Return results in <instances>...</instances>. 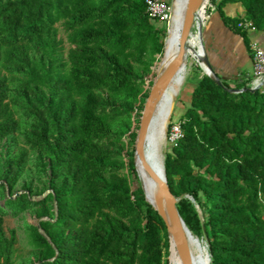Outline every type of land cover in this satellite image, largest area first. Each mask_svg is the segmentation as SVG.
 <instances>
[{"label": "trees", "instance_id": "obj_1", "mask_svg": "<svg viewBox=\"0 0 264 264\" xmlns=\"http://www.w3.org/2000/svg\"><path fill=\"white\" fill-rule=\"evenodd\" d=\"M234 3L243 14L225 15ZM215 9L250 52L238 23L264 31V0H218ZM156 23L143 0H0V68L23 92L13 96L0 75V142L18 132L47 161L44 202L55 207L51 220L27 229L35 264H167L165 225L141 187H131L124 170L137 178L134 150L122 154L121 139L143 97L136 67L148 73L147 55L163 53ZM57 24L70 46L64 64L55 56ZM248 81L218 85L202 75L178 119L183 136L163 157L178 213L206 239L209 264H264V84L250 92ZM27 156L9 157L0 193L12 194ZM3 205L0 264H13L16 234L4 222L33 204L18 194Z\"/></svg>", "mask_w": 264, "mask_h": 264}, {"label": "rangeland", "instance_id": "obj_2", "mask_svg": "<svg viewBox=\"0 0 264 264\" xmlns=\"http://www.w3.org/2000/svg\"><path fill=\"white\" fill-rule=\"evenodd\" d=\"M169 2V8L172 9L173 0H166ZM211 5L210 9H206V13L204 15V21L202 23V36L204 27L209 20L212 12L216 11V3L218 0H208ZM170 13V11H169ZM240 16V15H237ZM235 16V17H237ZM169 21V14L159 20L155 26L161 29L164 34H166L167 23ZM57 33L56 40L60 43L56 47L57 58L61 59V63L64 64L67 59V52L69 49V44L67 41V33L63 30L60 24L56 25ZM164 38H162V41ZM32 56H34L37 60H43L45 63L48 62L49 58L44 56L41 52H30ZM161 54H151L149 53L146 59L150 62V71L148 73H143L141 68L136 67L138 74L143 80L142 86V99L140 102L135 104V110L131 113V125L130 129L127 133L122 135L123 141V150L122 154L134 150L135 139L139 127L140 117L143 110L144 102L148 96L149 90L154 82L156 77V69L158 63V57ZM204 72L199 67L198 63L195 60H191L187 58V63L183 65L182 74H181V82L179 86L178 93L174 98V107L171 115L166 123L165 132L163 135L162 146H161V159L163 160L164 154L166 151L170 149L171 144L167 140V132L168 126L175 122H178L179 117L184 112L185 108L189 103V95L191 92L192 85H194V79H196L199 75H203ZM0 75H6L9 79L10 83V91L13 96H20L23 94L22 91L17 88V76L9 75L6 71L0 68ZM205 75V74H204ZM27 150L28 156L26 165L23 171L21 178L16 184L15 188L10 192L6 188L2 189L0 193V207H4L3 202L7 198H14V196H18V194H25L27 199L32 202L33 207L29 208L17 215H9L6 217L4 222V229L6 232L10 230H14L16 234V244L14 246L13 253V264H35L38 258V252L34 250L32 246L27 241V229L29 226H38V223L41 220H51L55 215V207L53 203H46L45 196L50 192L48 187V181L50 177V170L47 164V161H43L40 159L39 154L37 152L29 150L24 144L22 135L20 133H13L4 140L0 142V174L2 170L6 167L8 163V159L11 155L17 154L20 150ZM126 161V160H125ZM125 174H128L131 187L133 189L137 187H141L140 181L138 179L137 173L136 177L129 175L127 170H124ZM1 182V181H0ZM195 208L198 210V207L195 205ZM197 238V237H196ZM203 247L204 251L207 253V241L204 237L197 238ZM169 250V249H168ZM169 251L165 255V260L167 263ZM168 264V263H167Z\"/></svg>", "mask_w": 264, "mask_h": 264}, {"label": "bare ground", "instance_id": "obj_3", "mask_svg": "<svg viewBox=\"0 0 264 264\" xmlns=\"http://www.w3.org/2000/svg\"><path fill=\"white\" fill-rule=\"evenodd\" d=\"M208 0H203L200 9L198 10L193 29L190 32L187 41V47L184 59L180 68L172 75V77L161 87L153 101L152 115L148 128L146 139L143 143V160L135 158L136 173L140 181L141 189L146 197V200L156 210L160 209L166 217L167 223L171 224V219L167 210L166 197L163 196L161 187L158 181L161 180V146L163 135L166 128V123L173 111L174 98L178 93L183 65L187 63V58L195 60L201 70L205 73L207 69L201 62L204 56V49L201 41V29L204 21V10ZM188 0H173V6L169 13V21L166 28V38L163 53L158 57L156 77L157 81L163 76L173 64L179 52V37L181 35ZM204 75V74H203ZM148 167L157 177L154 179L146 170ZM188 249L190 252V264H204L206 260V252L195 236L188 232L187 238ZM167 257L168 264H183L178 256L173 244L169 247Z\"/></svg>", "mask_w": 264, "mask_h": 264}, {"label": "water", "instance_id": "obj_4", "mask_svg": "<svg viewBox=\"0 0 264 264\" xmlns=\"http://www.w3.org/2000/svg\"><path fill=\"white\" fill-rule=\"evenodd\" d=\"M202 2L203 0H188L185 19H184L181 35L178 41V45H179L178 55L176 56L173 64L170 66L169 70L163 76H161L157 81L153 82L149 90L148 96L144 102L143 110L140 117L139 127L135 139L134 152H133V162H134L135 170H136L135 158H139L141 160H143L144 158L143 143L146 139L148 128L150 125L154 98L159 88H161L172 77V75L180 68L182 64L187 47L188 37L190 35L191 30L193 29L197 13L202 5ZM201 38H202V29H201ZM201 62L205 65L207 69V72H205L204 74L209 78H211L216 84L221 85V80L220 78H218V76H216L211 64L208 61L205 51H204V56L201 58ZM254 90L255 89L248 88V91L250 92H253ZM230 91H234V90H230ZM146 170L154 179L158 180L156 175L148 167H146ZM161 171H162L161 180L158 182L160 184L163 196L166 197L167 210L169 213V217L171 219V224L169 225L167 223L166 217L160 209V205H158L160 211L156 210L152 205L151 206L158 213L159 217L161 218V220L165 225L169 247L171 244H173L182 263L190 264V252L187 244L189 231L178 213L176 207L177 199L171 194L168 188L164 173L163 160L161 163ZM144 199L147 202L145 195H144ZM148 204L150 205V203ZM209 261H210L209 254L207 252L206 260L204 264H209Z\"/></svg>", "mask_w": 264, "mask_h": 264}, {"label": "crops", "instance_id": "obj_5", "mask_svg": "<svg viewBox=\"0 0 264 264\" xmlns=\"http://www.w3.org/2000/svg\"><path fill=\"white\" fill-rule=\"evenodd\" d=\"M223 11L230 17L243 14V8L239 3L228 4ZM208 19L201 41L215 74L230 86L238 80L248 79L252 67L250 52L241 37L223 26L216 11L212 12ZM250 40L256 41L264 49V31L250 34ZM200 77L201 75L194 79V85Z\"/></svg>", "mask_w": 264, "mask_h": 264}, {"label": "built area", "instance_id": "obj_6", "mask_svg": "<svg viewBox=\"0 0 264 264\" xmlns=\"http://www.w3.org/2000/svg\"><path fill=\"white\" fill-rule=\"evenodd\" d=\"M143 2L145 4L147 16L151 22H158L169 14V2L166 0H143ZM210 8L211 5L209 1H207L204 13H206V9ZM238 27L246 31L248 35L256 32L251 22L246 19H242L238 23ZM249 50L252 67L251 75L246 79L249 80L247 82V87L257 89L264 84V49L260 47L256 41L250 40ZM167 133V140L171 145H174L183 136L178 122L171 124Z\"/></svg>", "mask_w": 264, "mask_h": 264}]
</instances>
